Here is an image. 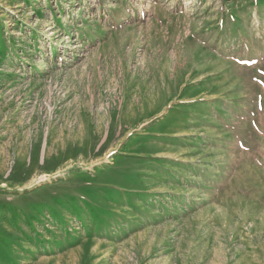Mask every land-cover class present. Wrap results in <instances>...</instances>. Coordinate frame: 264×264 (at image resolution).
I'll use <instances>...</instances> for the list:
<instances>
[{"label":"rangeland","instance_id":"374dc122","mask_svg":"<svg viewBox=\"0 0 264 264\" xmlns=\"http://www.w3.org/2000/svg\"><path fill=\"white\" fill-rule=\"evenodd\" d=\"M0 264H264V0H0Z\"/></svg>","mask_w":264,"mask_h":264}]
</instances>
